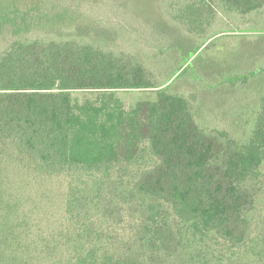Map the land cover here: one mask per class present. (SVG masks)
<instances>
[{
    "label": "trees",
    "instance_id": "obj_1",
    "mask_svg": "<svg viewBox=\"0 0 264 264\" xmlns=\"http://www.w3.org/2000/svg\"><path fill=\"white\" fill-rule=\"evenodd\" d=\"M178 1L0 0V264H264V0Z\"/></svg>",
    "mask_w": 264,
    "mask_h": 264
},
{
    "label": "rangeland",
    "instance_id": "obj_2",
    "mask_svg": "<svg viewBox=\"0 0 264 264\" xmlns=\"http://www.w3.org/2000/svg\"><path fill=\"white\" fill-rule=\"evenodd\" d=\"M84 1L85 2H87V1L88 2H91L93 0H84ZM140 1H144V0H138V2L136 3L135 6L137 7V11H138L139 6H142V4L139 3ZM176 1H178V0H176ZM180 1L181 2H184V0H180ZM208 1H210V0H208ZM94 2H95V4L97 6H99V9H97L99 11H103L104 7L107 6V5H109L108 6V9L110 10L109 13L110 14H113V15H116V14L117 15H121V14H119L117 12V7L121 3H124L125 4V0H106V1H104L106 3L99 2L98 0H94ZM134 4L135 3L130 4V8L132 10L136 9V7L134 6ZM120 8L121 9H124V6L121 5ZM142 11H138V12L143 14ZM213 23H215V21ZM197 38L199 39V37H197ZM101 45L103 46L104 44H101ZM111 47L114 48V49H116V50H123V51H125V60L127 62L132 61L131 57L138 56V55H140L142 53V51H141L138 43L136 44V46H132L131 43L128 42V41H125V44H121V45H119L117 47H115L114 45H111ZM257 49L260 50V46H259L258 43H257ZM193 51L194 50L187 49V51L185 52V55L186 56H189V55L191 56L193 54ZM208 54H209V51L208 50H206L202 54V57L200 58V59H202L201 62H205V61H203L204 60L203 58L205 56H208ZM227 54L229 55V52H227ZM233 55L231 57L232 58H235L236 57L235 56V52H234ZM258 55L259 54L251 55V57L248 59L249 60L248 62L254 60ZM139 59H141V58H139ZM212 59L210 58L211 61H212ZM196 62L199 63V60H197ZM196 62H193L192 64L194 65ZM206 62H207V60H206ZM234 63H236V62H234ZM154 72H155V76L156 77L161 73V72H158V71H155V70H154ZM153 76L154 75H152V77ZM184 78H185V76L183 78H181V79H184ZM157 93H158V88H150V89H127V90H119V91H117V95L121 98V100L123 101L124 106H125V108L127 110L133 109L139 102L153 101V100H155L157 98ZM84 94L85 93H83V92L75 93V95H78V97H80V98H82L84 96ZM86 95H91V94L89 93V94H86ZM237 111L240 112V110L236 108L235 112H237ZM233 123H235V122H233ZM234 127H235V125H234ZM53 184H54V190H61V191L66 190V181L64 179H57V180L55 179V180H53ZM258 205H259L260 209L261 208H264V191L258 197ZM61 214H62L61 212H54L55 217H59V216H61Z\"/></svg>",
    "mask_w": 264,
    "mask_h": 264
}]
</instances>
